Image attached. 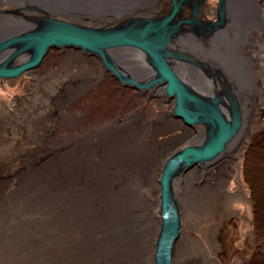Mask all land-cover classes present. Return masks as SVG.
I'll list each match as a JSON object with an SVG mask.
<instances>
[{"label": "rangeland", "instance_id": "rangeland-1", "mask_svg": "<svg viewBox=\"0 0 264 264\" xmlns=\"http://www.w3.org/2000/svg\"><path fill=\"white\" fill-rule=\"evenodd\" d=\"M127 1L0 0V26L8 25L5 35L16 34L22 27L9 18L12 15H18L19 20L34 17V21L30 20L33 26L40 25L42 18L51 15L93 29L121 27L124 20L139 17L154 19L143 13L151 6V0H131L132 5ZM259 3L263 4L264 0H256L253 5ZM262 9L264 14V4ZM38 14L40 16H36ZM256 33L258 44L253 46L257 52L260 45L264 46V31ZM228 34L227 40L233 41L234 32ZM5 35L0 33V42L7 39ZM221 44L217 46L218 52L225 46ZM217 56L214 62L218 71L213 73L218 84L213 89L222 92L229 84L227 78L234 80V74L224 69ZM253 56L258 62L263 58L259 54ZM200 57L207 65L208 52ZM28 58L29 53H26L18 57L16 63ZM110 58L121 64L122 67L115 64V68L126 74L123 65L129 64L123 62L130 58L116 55ZM145 58L148 61V57ZM180 62L183 64L178 62V66L185 68L184 61ZM34 70L35 74L28 72L17 77L15 82L0 79V264H110L109 259L118 261L123 255L127 264H158V261L166 264L162 256L164 248L159 244L165 229L160 183L163 170L186 148H202L217 128L199 118L187 124L174 114L175 96L164 97L158 87L151 91V88L145 90L134 84H124L100 56L80 48L50 50ZM131 74L138 76L134 72ZM36 76L40 78L37 80ZM231 83L237 89L235 81ZM157 84L159 87L166 85ZM40 88L46 94L49 90L53 94L48 100V95L46 98L38 95L39 99L44 96L47 100L44 107L47 105L49 109L47 113L40 111L35 120L41 122L30 128L26 123L28 118H33L32 106L40 107V100L35 99ZM197 98L203 103L217 105L212 103L215 99H209L210 95L199 93ZM261 100L263 103L258 107L253 105L248 123L249 137L238 153L224 155L225 158L210 167L203 161L189 164L178 161L170 175L168 208L173 207L179 224L178 237L173 240L176 246L181 236L191 241L193 255L203 257L196 259V264H264V91L259 89L255 101ZM15 101L19 103L17 108ZM224 107L229 110L227 101ZM221 114L229 122L223 112ZM152 126L156 138L153 148L143 150L145 156L139 158L138 163L130 164L128 171L122 170L124 167L127 170L128 166L122 163L125 152L120 151L121 162L109 164L111 160L101 159L114 150V142L119 144L123 138L133 143L137 138L146 140ZM229 144L227 141L216 157ZM253 145L256 148L251 149ZM92 153H103L94 159L102 160L97 178L101 174L103 180H98L96 189L91 190L82 187L73 176L80 174V159L93 157ZM133 166L136 168L132 170ZM136 169H141L142 173H136ZM138 176L143 183L141 189L147 190V197L136 202L139 192L134 190L126 195L129 201L121 200L117 204L120 199L118 194L109 192L111 186L118 193V184L124 187L127 180L132 182ZM82 179L85 180V176ZM202 192L209 194L214 205L209 217L184 204V197ZM219 196L227 200L223 209L216 205ZM140 201L142 206L138 205ZM83 202L93 207L95 213L86 214ZM138 206L147 210H140ZM153 206H156L154 213L149 211ZM257 208L262 209L261 218L255 215ZM168 213V224H171ZM97 227L96 235L82 238L81 233L86 228L95 231ZM211 232L215 238L213 245L206 239ZM80 239L87 240V247L76 245ZM108 241L111 243L109 249H98L99 243ZM74 243L75 249L69 252L64 249L65 244ZM168 253L172 258L170 264H180L177 262L178 249H169Z\"/></svg>", "mask_w": 264, "mask_h": 264}, {"label": "bare ground", "instance_id": "bare-ground-1", "mask_svg": "<svg viewBox=\"0 0 264 264\" xmlns=\"http://www.w3.org/2000/svg\"><path fill=\"white\" fill-rule=\"evenodd\" d=\"M129 2H132V1L129 0ZM129 2L127 4H131ZM235 3H236V1H235ZM263 4L259 3L258 5L254 6L253 4L249 3V6L246 7L247 5L245 6V5L240 4V1L238 0L236 6L235 5H234V7L232 6V11H233L232 13L234 15V19L232 17V20L235 22V24H233L234 23L233 22V23L227 25V27H224V29L217 31L210 38V40H209L210 45L208 46V48L206 47V45H202V46H200V44L197 45V43H195L194 39L192 40L188 36L185 39V36L177 35L178 33L173 36V40L167 46L172 51L173 57L167 59L166 61L168 62L170 67L173 68L174 72H176L175 74L179 78L180 82L188 88L187 89L188 92H190L192 95L194 94L196 97L199 96V93L205 94L207 96L210 95L209 99L210 100L211 99L216 100V104L220 107L219 108L220 111L222 110L221 112H223V115L229 120L231 125L232 126L234 125V127L236 128L231 139L229 140L230 144L225 147L223 153L221 155H219L218 157L215 156L214 158H211V159H208L207 161L202 162V163H204V165H208V167H210L212 164L218 163L222 158H225L224 155H227V154L231 155L233 152L238 153V151H240V149L244 145V142L249 137L248 123H249V118H250L249 116L252 115L251 110L254 106L258 107L259 104L263 103V100L256 102L255 97H256L257 91L259 89H262V91H264V70L262 69L263 64H264V55H263L264 46L260 45V48L258 49L257 52L254 50V46H253L254 44L255 45L258 44L257 43L258 42V36H257L256 32L258 30L264 31V14L261 13V12H263V9H262ZM36 16H40V15L38 14ZM18 17H19L18 15H12V17H9L11 20H13V22L15 21L19 27H22L21 29H19V31L16 32V35H22L25 32L32 31L33 29H37L38 27L43 26V22H41V21H40L41 22L40 25H34V26H33V24L30 25V23H31L30 20L34 21L35 20L34 17L22 18L21 20H19L20 18H18ZM139 18H142V17H139ZM10 19H8V20H10ZM56 19H58V18H56ZM239 19L241 21H239ZM27 20H29V23ZM124 21H128V20H124ZM5 27H6V29H5ZM7 29H8V25H1L0 26V33L2 35L4 33V35H5ZM228 32H234L235 38L233 41H228L230 38ZM179 33H180V31H179ZM13 35H15V34H13ZM13 35H10V34L5 35L6 36L5 38H10ZM224 41L226 42V44L224 43ZM172 43H173V46H172ZM174 44H175V46H174ZM183 44L189 46L192 49L191 51H193L194 53L196 52L198 54H203V53L206 54L208 51L209 54H208L207 65H205L206 61H201V59L199 61H197L198 60L197 57L190 54L189 51H187V50H185V51L188 53L184 52L182 54V51H180V50L182 49L181 45H183ZM218 44L225 45L223 50H220L222 52H218V48H217ZM53 49H55V48H50L49 51L53 50ZM58 49H60V48H58ZM12 50H13V47L10 49H7V50H2L0 52V63H2L4 61V59L7 57V54H9ZM108 54H110L112 56L116 55L119 58L120 57L126 58V56L128 58H130V61L124 60V62H123L125 64H129L130 69H128L126 74L128 76L132 77L131 73L134 72L138 76L135 75L132 78H134L135 80L140 81V82H141V80H143L142 84H150V83H152L153 80L157 79V77H158L157 71L153 67L149 58H148V61L145 60L146 59L145 57L147 56L146 53L140 49L131 48V47L111 48L108 50ZM130 54L136 55V57L137 58L139 57V59L131 57ZM188 54H190L191 57H189ZM217 54H218L217 57L220 58V62H222L224 64V69L226 71H229V72L231 71L234 74V76H233L234 80H233V78L231 79L230 77L227 78L228 79L227 81L229 84H226L225 85L226 87L224 86V88L222 89V92L217 91V89H213L214 85L218 84L217 78L214 77L215 73H213V72L218 71L217 66L214 62ZM254 54H257V55L259 54V56L263 57V58L258 62V60L254 58V56H253ZM232 57H233V59H232ZM173 58L176 60L175 61L176 64H175L174 60H172ZM17 60L18 59L13 60L8 66L9 67H15V66L19 65L20 63H23V62L16 63ZM26 61H24V62H26ZM177 61L179 63H181L180 61H184L186 67L184 68L181 65L178 66L179 63ZM139 63H140V65H138ZM115 64L122 67V65L121 64L119 65L118 62ZM181 64H183V63H181ZM203 67H205L206 70L208 69V71L204 72ZM261 69H262V71H261ZM31 72H34V74H35L34 69L29 71L30 74H31ZM24 74H27V73H22L20 76H22ZM49 76H51V75H49ZM36 77H37V80L40 78V76H36ZM0 79H3V78H0ZM15 79L16 78L12 79V81L15 82L14 81ZM40 80L38 81V83L41 84V82H43L42 78ZM233 81H235L237 89H235L234 88L235 85H233V83H231ZM140 88H145V90H148V88H151V89L157 88V90L159 92H162V91L164 92L163 93L164 97H165V95H168L166 93L165 87H159L158 84H152V85L150 84L148 87H140ZM196 88L198 89L196 91H200L199 93L194 90ZM155 89H153L151 91H154ZM51 94H53V92H50V90L46 94L45 90L43 88H40L37 91L35 99L38 98V95H45V98H46V95H48V97H47V100H48L49 97H52ZM45 98H44V96H41V99L38 98V101L40 100L39 101L40 107L32 106V109L34 110V112L32 114L34 120H33V118H28V122L26 123V124H29L28 126H30V128H34L35 126H37V124H38L37 122H39V121H36L35 117H37V115L40 113V111L46 112L49 109V107L47 105H46V107H44L46 104L45 102L47 101V100H45ZM226 101L228 102V108H229L228 111H226L227 109H226V107H224ZM199 102H201V100H199ZM14 103H15L14 106H16V108H17V106H19V103L17 101H15ZM41 103H43V104H41ZM185 108H187V110L191 111L192 113L197 112L196 114H197V117L199 119L203 118L202 115L198 114L199 112H201V110L199 109V107L197 105H195V103L189 102V103L185 104ZM45 116H46V114H45ZM49 116H50V114L47 115V117H49ZM150 124H154V123H150ZM153 128L154 127L152 126L151 127L152 131L150 133L147 132L148 136H146L147 138H145L147 140V143H146V140L140 141L141 138H137V140H135L134 143H133V141L130 142V141L123 138L122 142H120L119 144L114 142V147H115L114 150H112V152L109 151V153L111 152L109 155H103V158H101V159L102 160L106 159V161L111 160L109 162V164H111L113 162H117V161L121 162L120 151L125 152L124 154H122V156H123L122 163L123 164L125 163L128 166H127V170L125 169V167L122 170L125 172L128 171L130 164L136 163V162L138 163L139 158H143V156H145L144 154H146V152H144L143 150H150L153 148L152 145L155 144V142H156V138L154 137L155 131L153 132V130H154ZM215 128H217V126H215ZM149 131H150V129H149ZM216 132H217V129H214V135ZM135 134H133V135H135ZM202 136H205V135L202 134ZM211 136H213V134L210 133V137ZM104 146L107 148L106 144H104ZM99 147L103 148V146H99ZM106 151L107 150L104 149L105 153H106ZM101 154H103V153H97L95 155H94V153H92V155H94L93 157L80 159L79 165H81L82 169L79 170L80 174H78V176L74 175L73 177H74V180H77L78 183L82 187L86 186V188L91 189V190L96 189L97 181L103 180V179H100V178H103V175H101V174L99 175L100 178L99 177L97 178L98 173H99L98 169L100 168V164L102 163V160H100V161L98 160L99 162L94 160L95 157H99ZM106 161L104 163L105 165L108 164V162L106 163ZM93 166L95 168H93ZM86 168H88V169L86 170ZM135 168L136 167L133 166L132 170ZM91 169H93V170H91ZM94 169H96L97 171L96 170L94 171ZM136 170H137L136 173H138V174L142 173L141 169H136ZM125 175H127V174L125 173ZM82 176L83 177L85 176L86 179L83 180ZM93 176H95V177H93ZM140 178L141 177L138 176V177L134 178V180L132 182H128L129 180H127V182H126L127 184H125L124 187L123 186L121 187L120 186L121 184H118V187H117L119 189L118 193L113 191V190H115V188H113L111 186V190L109 192L113 195L118 194L117 197L120 199L117 201V204H120L121 200H122V202L123 201L124 202L129 201V196L127 197L126 195L129 194L131 191H134V190L136 193H137V191L139 192V194L137 193L138 198L136 199V202L141 200V197H147V195H148L147 190L141 189V185L143 183L141 182L142 180H140ZM186 178L190 180L189 175H187ZM79 179H82V180L79 181ZM99 183H101V182H99ZM122 185H123V183H122ZM115 187H116V185H115ZM225 202H227V200L224 201L219 196L218 202H217V204L216 203L215 204L218 206V208L220 206L223 209L224 206L226 205ZM83 203H84V205H82V206L85 207V213L86 214L87 213L89 214V211H93V214L95 213L93 210L94 209L93 207H90L85 202H83ZM184 204L187 205L188 209L191 208V209L197 210L204 217H209L210 215L213 214L212 213L213 212L212 207H214V205H212L213 202L209 198V194H206L203 192L199 193V194H193V195L191 194V196L189 195V196H186V198L184 197ZM138 205L142 206L141 201L138 203ZM139 206H138V209L140 208V210L145 211L146 207L143 208V207H139ZM169 210H172V208L170 209L167 206L166 212ZM149 211H152L154 213L156 211V206L150 207ZM162 212H165L164 208H163ZM168 215L171 217L170 212L168 213ZM173 218L174 217L172 216L171 217L172 221H173ZM88 220H90V219H88ZM164 220H165V224H167L168 223V217H166V215H165ZM178 226H179V224H178ZM94 227L95 226H93L92 229ZM92 229L90 230V229L86 228L81 233V236L84 240L86 238H88V236L96 235L98 230H99L98 227L95 231ZM102 232H105V231H102ZM103 234H106V233H103ZM163 235H164V231H163L162 237L159 238L160 246L166 247L170 250L171 249H178L179 257L177 259V262H179L180 264H194L196 259L200 258V256L202 257V255H200V256L199 255H193L194 253L191 251V245H190L191 241L188 239H184L183 236H181L182 238L180 239L178 246H176L177 243L174 240H170L169 235L164 236V237H163ZM83 239H80V241L76 245L79 247L81 245L82 248L87 247V243H86L87 240L84 241ZM206 239L208 240V243H210V245H213L215 243L214 232H211L210 234H208ZM195 244H198L197 241H195ZM72 245L73 244H71V245L65 244L64 249L67 252L71 251L72 248L75 249V247H76L75 243L73 246ZM110 247H111L110 241H108L107 243H99L98 244L99 250L109 249ZM129 251H131V250H129ZM121 252H125V250H121ZM123 256H121L118 261H117V259L116 260L115 259H113V260L109 259L108 262L110 264H127L126 263L127 259H125ZM162 256L166 257V254H164ZM169 259L170 260L172 259L170 255H169ZM105 260L107 261V259H105Z\"/></svg>", "mask_w": 264, "mask_h": 264}, {"label": "water", "instance_id": "water-1", "mask_svg": "<svg viewBox=\"0 0 264 264\" xmlns=\"http://www.w3.org/2000/svg\"><path fill=\"white\" fill-rule=\"evenodd\" d=\"M183 0H172L173 8L165 16L150 18H135L131 21H125L121 27L111 29H93L86 26H80L75 23L53 18L51 15L42 18L43 26L25 32L22 35H13L0 42V52L13 47L2 63H0V78L14 79L22 73H28L30 70L37 68L43 61L46 53L50 48L72 47L80 48L92 54L100 56L106 67L117 76L124 84H134L137 87H148L150 84H166V93L176 98L174 114L176 117L184 119L187 124H192L197 120V112L192 113L185 108V104L192 102L199 107V115L202 120L217 126V132L203 145L202 148H186L172 162H169L163 170L160 179L162 185V200L164 215L167 217L166 208L169 205L167 189L171 178V173L178 161L186 164L195 161H204L214 158L224 148L235 131L234 125L227 122L222 116L217 105H209L199 102V99L183 85L177 75L174 73L167 59L173 57L172 51L167 47L173 40V36L179 33L182 22L191 23V21L174 22L175 15L179 12ZM224 3L225 0L218 2V21L206 26L200 27L198 35L205 36L223 24L224 20ZM131 47L142 50L146 53L153 67L157 71L158 77L150 84H142L134 78L119 71L115 68V63L110 58L108 50L111 48ZM29 53L26 62L20 63L15 67L8 65L21 55ZM177 54V53H176ZM146 85V86H145ZM212 103L216 104V100ZM206 110V111H205ZM174 164V165H173ZM173 210V207H171ZM170 210L173 221L171 224H165L164 236L169 235L173 240L178 237V223L176 221L175 211ZM166 234V235H165ZM162 237V236H161ZM166 254V264L169 262V249L163 246ZM159 253V252H158ZM162 257V256H161ZM158 264H163L158 261Z\"/></svg>", "mask_w": 264, "mask_h": 264}, {"label": "flooded vegetation", "instance_id": "flooded-vegetation-1", "mask_svg": "<svg viewBox=\"0 0 264 264\" xmlns=\"http://www.w3.org/2000/svg\"><path fill=\"white\" fill-rule=\"evenodd\" d=\"M237 1L238 0H225L224 13H223L224 14L223 24H221L218 28L213 30L211 33L205 36H201L197 34V31L200 30L199 29L200 27L202 28L203 26H206L208 24L210 25L218 21V2L219 0H183L181 2L179 12L175 15L174 22L179 23L180 21H186V20L187 21L192 20L193 22L191 23L182 22L180 25V33H178L177 35H181V36L183 35L185 36V39L188 36L192 40L194 39L197 45L199 44L200 46L206 45V47L208 48V46L210 45L209 43L210 38L217 31L224 29V27H227V25L234 22L232 20V17L234 19V15L232 13L233 12L232 6L233 7L234 5L236 6ZM239 1H240V4L245 5V6L247 5L246 7H248L249 3L253 4V2H255L256 0H239ZM149 4L151 6L147 7L145 9V12L143 13L154 19L155 17H162V16L167 15L173 8L172 0H151ZM172 46H173V43H172ZM181 46H182L181 50L183 51L187 50L189 51L190 54L201 59L200 56H202V54H198L196 52L194 53L193 51H191L192 49L187 45L183 44ZM203 55H206V54L203 53ZM123 67L126 69L125 71L123 70L124 72H127L128 69H130L129 66H126V65ZM152 95H150V98L154 96ZM171 121L173 123L175 122L173 120Z\"/></svg>", "mask_w": 264, "mask_h": 264}, {"label": "trees", "instance_id": "trees-1", "mask_svg": "<svg viewBox=\"0 0 264 264\" xmlns=\"http://www.w3.org/2000/svg\"><path fill=\"white\" fill-rule=\"evenodd\" d=\"M254 142H256V140H254ZM254 148H256V147H254V145H253V146L251 147V149H254ZM248 156H250V155H248ZM247 161H248V160H247ZM246 164H248V162H247ZM248 167H249V166H248ZM248 167H247V168H248ZM246 172H247V171H246ZM258 208H260V207L258 206ZM258 208L255 210V215L258 216L257 218H261L259 214L261 213L262 209L259 210ZM256 220H257V219H256Z\"/></svg>", "mask_w": 264, "mask_h": 264}]
</instances>
